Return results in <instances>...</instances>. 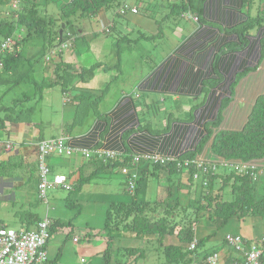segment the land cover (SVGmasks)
<instances>
[{"label": "crops", "instance_id": "crops-1", "mask_svg": "<svg viewBox=\"0 0 264 264\" xmlns=\"http://www.w3.org/2000/svg\"><path fill=\"white\" fill-rule=\"evenodd\" d=\"M60 1L65 3L67 0ZM165 1L170 6L182 0ZM131 6L138 12L129 13L135 17L138 15L142 17L133 21L132 28L139 27L142 30L138 32L139 37L143 34L146 36V15L141 13L137 4ZM189 9L192 19L180 20L178 24L175 22L174 39H161L158 51L154 55L150 53L149 56L146 55L147 70L136 83L138 94H124L120 91V94H113L116 96L115 100L109 103V98L103 101L104 94H98L93 99L94 104L103 98L101 101V104L105 103L103 109L98 115L92 114L93 117H90L92 120L84 129L66 133L70 138L68 143L75 151L63 157H50L49 165L53 174L67 176L73 188L76 182L79 184L82 181V178L87 180L96 178V174L107 175L106 177L120 174L124 183L121 167L102 164L95 159L89 160L79 149L99 148L119 153L129 159L137 154L173 157L194 151L207 134L213 137L222 129L238 131L243 128L255 99L264 93V48L261 46L262 37L257 28L243 33L239 28L249 17H254L264 10V0H192ZM176 11L175 15L179 16ZM96 17H99L100 24L106 25L104 32H109L110 28L115 26L107 19L104 12ZM72 52V57L78 61L80 53L75 49H72ZM34 55L29 59L30 61ZM44 62L46 67L40 70L44 78L49 77V81H52L54 78L52 65L48 64V60ZM85 77L87 79V76ZM0 82L8 83L10 79H2ZM84 88L93 90L91 84ZM96 89L99 90L97 87ZM88 92L89 90L81 89L78 94H65L74 98L75 102L70 100L64 102L63 97V104L76 106V98L87 97L91 94ZM21 96L27 95L23 93ZM6 100L0 104V108L15 105L11 102L17 98H6ZM16 111L17 108L14 113ZM3 113L1 112L0 115ZM3 115L4 122L2 125L0 123V163L9 162L13 165L18 161L20 164L12 176L0 174V201H4L6 207L9 204L16 205L24 214L30 216L29 221L25 222L20 219L12 220L18 228L9 227L0 220V232L8 229L33 230L38 221L48 218L51 225H55L46 244L48 256L53 258L48 260V264H102L106 238L100 229L99 232L93 230L91 235L89 231L93 229L92 227L80 226L84 229L82 231L85 239L78 244L81 240L77 235L78 232L69 225L70 223L65 222V216L51 218L46 213L44 216H39L29 212L33 203L39 201L36 144L46 138L40 136L36 122L16 123L12 120L9 122L8 116H5V113ZM99 115L101 117H98ZM149 122L156 130L150 134H148ZM155 122L158 124L156 125ZM62 134L64 133L61 132L58 136ZM7 143L12 145L10 151L5 149ZM199 156L208 161L216 160L210 150V142L205 144ZM256 162L261 168L256 179V192L264 198V158ZM147 165V159L139 160L136 166L138 172L147 170L145 174L148 176ZM63 167L68 169L69 175L55 172ZM178 174L180 184L185 183L188 173L180 171ZM73 176L81 179L73 180ZM182 186L184 185H180L179 188ZM196 186L197 184L192 190ZM106 196L108 198L111 196L108 191ZM199 220L194 226L195 240L207 239L197 248V259L216 251L223 261L230 262L237 259L238 255L226 246L227 235H240L249 241L264 236V216H250L244 219L233 217L221 227L219 223L208 219L206 214ZM61 222L64 227H60ZM70 227L73 228L68 232ZM99 233L102 236H99ZM217 233L220 240L218 243L211 242L216 240ZM113 235L117 243L115 245L121 248H140L144 237H148L121 230L115 231ZM74 238L78 240L75 242ZM69 239L74 243H67ZM155 239L157 240L156 237ZM177 243L178 239L175 235H166L160 246L163 248L165 245Z\"/></svg>", "mask_w": 264, "mask_h": 264}, {"label": "rangeland", "instance_id": "rangeland-1", "mask_svg": "<svg viewBox=\"0 0 264 264\" xmlns=\"http://www.w3.org/2000/svg\"><path fill=\"white\" fill-rule=\"evenodd\" d=\"M14 1L18 2L19 0ZM122 1V4L115 9L104 11V15L107 19L115 25L113 28H110L109 32H104L106 25L99 23V17H84L78 19V22H75L77 25L80 24L81 29H77L80 33L76 31L77 35H75L73 39L71 37L66 38V36H70L72 33H69V30L65 27L63 30L64 39L62 40L64 41L66 39L67 43L64 42L65 45L63 47L58 41L55 42L53 47H45L47 50L44 59L52 57L53 60H58V55L61 54L59 65L63 68L71 66L70 76L63 77L60 74V78L62 79L61 82H64V85L58 81V83H55L52 87L43 88L40 86V81H42V79L49 82V77L44 78L40 70L42 67H46L45 63L43 60L39 59V57L36 61H34L35 57L31 60L32 62L29 60L31 56L35 54V51L41 49V44L38 40H29L22 44L21 39L24 32H21V34L15 32L13 35L1 39V41H4L10 38L11 44L9 48L4 51L0 50V61L2 62L3 56L7 54L13 55L14 57L20 54V60L16 64L17 67L12 68L11 72L0 74V76H2L0 80L6 78L10 79L8 83L0 82V104L7 101L6 98H17V100L11 103L16 105L15 108H17L18 111L12 114V109L10 112L11 116L9 118L7 117L8 121L11 122L10 120H12L15 122L13 119H15L16 114L19 113L17 115H20L19 122L21 121L24 123L31 121L38 124L37 127L40 131V136L46 139L38 141L36 149L37 145L42 141L62 139L68 143L70 138L66 133L79 131L82 128L84 129L87 124H89L88 122L92 120V118L90 119L92 114L96 113V115H98L104 107L105 103L103 102L101 104L103 98L101 100L99 99L100 101L98 100V103L93 104L92 102L98 94H104L103 101L109 98L108 103L115 100L116 96L113 94H120V91L124 94H138L136 83L137 79L147 70L146 55L149 56V53L154 55V53L158 51L161 46V39H174L175 22L178 24L180 20L192 19L191 17H182L181 14H179V16L175 15V11H171L170 6H168L165 0ZM19 2L15 8L10 6L13 2L10 3V5L8 3L0 4V19L5 18V20H11L16 18V10H18V8L20 9ZM123 4H128L130 6L132 4H137L141 13L146 15V39L139 37L140 33L138 32H142V30L139 29L138 26V28H132L133 21L135 22L142 18L140 15L135 17L130 13H126L125 15L118 14ZM61 5L62 2L60 0L43 1L40 2L38 11L40 15L48 19H56L59 15ZM176 12L178 13V11ZM100 28L101 30L99 31ZM97 32L99 33L95 35ZM61 36L62 35H60V37ZM68 40L73 41L70 47ZM74 44L76 45L75 48ZM72 49L80 53L78 61L72 57ZM117 60L118 62L116 63ZM95 64L97 65L96 67H94ZM91 66L93 69L90 73L89 69ZM84 69L86 74L84 73V75L80 76V73H82ZM85 76H87V79ZM33 78L36 80L35 83L32 82ZM38 83L39 91L41 90L42 95L41 98H34L32 94H39L36 89ZM88 84L93 86V90L84 88V86ZM96 87L99 90H97ZM101 87H103L102 91ZM81 89L89 90L91 94L87 97H77L76 106L72 107L70 104L66 106L68 103L63 104L64 98L66 101L70 100L71 102H75L74 98L65 94H78ZM23 93L28 96L22 97L21 94ZM139 103H141V101ZM2 107L5 108L6 106ZM3 114L0 115V120H3ZM5 116H8V113H5ZM94 117L96 118L95 115ZM98 117L101 116L99 115ZM155 124L157 125L158 123L155 122ZM163 126L164 125H161V127ZM61 132L64 134L58 136ZM67 155L69 154H53V156L57 157ZM49 159L50 157L46 159V163L50 170L49 179H51L56 174L51 172ZM147 169L151 171L154 170L152 165H147ZM55 172L69 175V171L66 167ZM230 172L231 170H228L223 174H229ZM178 175L179 174L172 175L171 179L173 181L170 182L167 176L156 170L155 175L146 176L142 188L137 194V198L150 202H156L158 200L164 201V204L160 208L153 207L157 209L155 213H158V215L161 210L163 211L168 207L165 206V202L172 203V200L177 198L182 208H176V211L173 209L172 219H181L183 224H188L189 221L196 216L195 206L197 204L195 206L194 204L198 196L196 194L194 195L192 185L189 187L185 186L184 190L178 188V183L180 181ZM95 176L97 177L90 178L80 183V189L72 188V190L67 191L63 188H54L49 190L46 194L48 202L38 199L39 201L34 202L32 207H30L29 212L35 215L39 214V216H44L46 213V215L51 218H58L59 216H63L64 218L65 216V222L70 223L69 225L76 228L78 232L77 235L79 239H81L78 244H81L85 236H83L84 233L82 231L84 229L80 226L85 227L89 225L92 227L93 229L89 231L90 234L93 230H96L94 232H99V229L102 231L106 209L110 206L111 202H130L132 199V194L125 188V183L122 182L123 178L120 174L110 175L111 177H106L107 175L103 174H96ZM80 179L79 177L73 176V180L79 181ZM83 179L84 178H82V180ZM196 184L199 189H201V184H198V182H196ZM220 186V181L214 183L215 190ZM170 190L172 192V197L168 198V192ZM106 191L111 195V199L106 196ZM188 191L190 193L188 197L185 198ZM221 195L224 200L231 199L229 184L225 185L221 190ZM3 203L4 201H0V220L5 222L9 227L18 228L12 220L19 221L20 219L23 222L29 221L30 215L24 214L16 205L12 206L9 204L6 207ZM37 207H41V209H36ZM59 225L60 227L65 226L63 222ZM72 228L70 227L68 232H70ZM99 236L102 235L99 233ZM143 237L140 238L143 239ZM215 237L216 240H212L211 242L218 243V240H220L219 233H217ZM72 242L71 239L67 241V243L70 244ZM115 244L117 243L114 241L113 248L116 246ZM140 248L144 253L142 257L135 256V254L130 256L113 253L111 261L108 264H167L163 255V248L154 236L144 237ZM50 257L48 256V260L53 259L52 256ZM66 260L69 261L68 258H66ZM101 263H104L103 260Z\"/></svg>", "mask_w": 264, "mask_h": 264}, {"label": "trees", "instance_id": "trees-1", "mask_svg": "<svg viewBox=\"0 0 264 264\" xmlns=\"http://www.w3.org/2000/svg\"><path fill=\"white\" fill-rule=\"evenodd\" d=\"M13 1L14 0H0V4L8 3L10 5ZM19 1L20 9L18 8V10H16V18L11 20H5V18L0 19V42L1 39L9 37L15 32L18 34L24 32L21 39L22 44L29 40H38L41 44V49L34 55V61H36L38 57L41 60L44 59L47 50L45 47H53L56 41L62 43L64 31L60 37L59 31L61 24H64L66 28L70 25L73 26L75 33L66 36V38L71 37L73 39L74 36L77 35L76 31H79L77 29H81L80 24H75V22H78V19L89 16L96 17L106 10L115 9L123 2L122 0H67L65 3H62L58 17L56 19H48L40 15L38 11L40 2L47 0ZM191 5L192 0H182L180 3L170 5V8L172 12L177 10L182 17H187L186 15L190 14L189 6ZM253 28H257L259 31L262 37L261 46L264 48V10L254 17H249L243 26L239 28V31L242 33L248 32ZM68 32L71 33L70 31ZM142 37L146 38L144 34ZM72 42L73 41H71V44H73ZM58 57V60H53L51 58L52 60L50 61V58L48 59V64L50 66L52 65L53 68L52 72L54 74V79L49 82L42 79V81H40L41 87H52L55 83H58V81H62L60 78L61 75L63 77L71 75V66L63 68L59 65L61 54H59ZM19 60L20 54L16 57L9 54L3 56L0 73L6 74L11 72L12 68L17 67L16 64ZM44 61H46V59H44L43 62ZM96 66L95 64L94 67ZM92 69L93 67L91 66L89 69L90 73ZM84 73L86 74L85 69L82 70L80 76L84 75ZM32 80L34 83L36 82L34 78ZM39 83L36 88L39 94H32L34 98H41L42 94L41 90L39 91ZM61 83L64 85V82ZM15 106L16 105L0 108L2 109L0 113H8L9 118L11 116L10 112L12 109L14 111ZM13 111L12 114L14 113ZM18 114H16L15 119H13L15 122H19L20 120V115L17 116ZM0 123L2 125L3 120H0ZM152 131L156 130L149 122L148 134ZM211 137V134H207L201 139L194 151L179 156H173V161H166L162 164L148 160V166L152 165L154 169L153 171L149 169V175H155L156 170H158L167 176L170 182L173 181L171 179L172 175H176L180 171L187 172L188 178L183 184H180L179 181L178 188L180 185H184L179 189L184 190L185 186L189 187L191 185L193 187L196 182L201 184V189H199L198 185L193 189L194 195L196 194L198 196L194 204V206L197 204L195 206L196 216L191 219L188 224H183L181 219L173 220V211H176V208H182L177 198L172 200V203L165 202V206L168 207L163 211L161 210L159 215L155 213L157 210L155 208H160L164 204V201L158 200L156 202H150L148 200H139L137 194L141 190L144 179L147 176L145 174L147 170H141L135 190L131 193V201H113L106 209V216L102 229V232H104L103 235L106 238V249L102 255L104 264H108L111 261L113 253L130 256L135 254V256L138 257L144 255L141 248H121L118 246L113 248L115 241L113 233L118 230L132 232L138 236H155L159 244L162 243L166 235H175L178 239V243L168 244L163 247L165 261L167 264H192V257H197V248L207 239L202 238L197 241L195 240L194 226L200 221L199 218L203 217V215H208V219L219 223L220 227L224 226L233 217L244 219L250 216H264V198L259 196L256 192V179L258 177L255 178L250 174L251 169H248L247 172L240 173L234 166L228 165V163L233 162L248 163L249 161H259L264 158V93L260 94L255 99L248 119L241 130L222 129L214 134L212 138ZM208 142H210V150L212 151L213 157L218 160L215 166H212L211 163L208 162H204L200 165V162L196 160L197 156H199V153ZM186 161L188 162L187 165L184 164ZM130 162L131 158L122 157L111 160L106 164L123 167L129 165ZM10 164L9 162H1L0 174L12 176L19 168L18 165L20 163L17 161L13 165ZM204 169L206 171H204ZM228 170H231L229 174H223ZM196 172L200 174L201 182L194 179ZM84 181H87V179L84 178L80 183ZM217 181H220L221 186L215 190L214 183ZM80 183L76 184L74 189H80ZM228 184L231 189V199L224 200L221 195V190ZM189 193L188 191L185 198L188 197ZM170 197H172L171 190L168 192V198ZM200 212L203 214H199ZM54 227L55 225L50 226V232L53 231ZM193 242H196V247L194 251L190 252L188 251V247Z\"/></svg>", "mask_w": 264, "mask_h": 264}, {"label": "built area", "instance_id": "built-area-1", "mask_svg": "<svg viewBox=\"0 0 264 264\" xmlns=\"http://www.w3.org/2000/svg\"><path fill=\"white\" fill-rule=\"evenodd\" d=\"M18 2L13 1L10 5L12 8L17 7ZM137 13L138 10L128 4H123L119 13L125 15L126 13ZM192 17L191 14L186 15ZM20 38V37H18ZM62 41V47L65 45ZM11 39L7 38L0 42V50L4 51L9 48ZM69 47L71 41L68 40ZM49 58L47 57L46 60ZM2 68V62L0 61V70ZM66 99H64V102ZM6 151L12 149V145L7 143L5 146ZM75 149L66 143L62 139L42 141L37 145L36 149V167H37V196L38 199L47 201V192L54 188H63L67 191L72 190L73 186L69 182V179L65 175L57 174L49 179L50 170L47 166L46 159L56 154H71ZM85 158L95 159L102 164H106L111 160L122 158L119 153L104 151L99 148L94 149H79ZM147 159L155 163H165L166 161H173L174 157H160L158 155H145L137 154L131 157V163L121 167V174L124 176L125 188L129 193H133L135 190L136 182L139 177L137 164L141 159ZM196 160L200 162V165L204 162L211 163L215 166L218 160L207 161L200 156H197ZM220 162V161H219ZM221 163V162H220ZM185 165L188 164L186 161ZM228 165L234 166L238 172H247L251 169V175L258 177L261 172L259 165L256 161H249L248 163L233 162ZM257 169V170H256ZM256 170V171H254ZM204 171H206L204 169ZM194 179L201 182V176L198 172L195 173ZM51 222L48 218H44L37 222L35 229L33 230H4L0 232V264H48V253L46 244L50 238ZM77 241V238H74ZM226 246L235 254L238 258L230 262L223 261L219 252L213 251L204 257L196 258L192 257V264H264L262 256L264 253V236L257 240H247L240 235L229 234L225 238ZM196 242H193L189 247L188 251L192 252L195 250ZM84 259L81 260L83 262Z\"/></svg>", "mask_w": 264, "mask_h": 264}, {"label": "water", "instance_id": "water-1", "mask_svg": "<svg viewBox=\"0 0 264 264\" xmlns=\"http://www.w3.org/2000/svg\"><path fill=\"white\" fill-rule=\"evenodd\" d=\"M65 29V25L64 24H61V28H60V31H59V34L62 35V32L63 30ZM67 29L72 33L74 34L75 33V30L73 28V26H68Z\"/></svg>", "mask_w": 264, "mask_h": 264}, {"label": "clouds", "instance_id": "clouds-1", "mask_svg": "<svg viewBox=\"0 0 264 264\" xmlns=\"http://www.w3.org/2000/svg\"><path fill=\"white\" fill-rule=\"evenodd\" d=\"M259 169H260V171H261L260 165H259Z\"/></svg>", "mask_w": 264, "mask_h": 264}, {"label": "bare ground", "instance_id": "bare-ground-1", "mask_svg": "<svg viewBox=\"0 0 264 264\" xmlns=\"http://www.w3.org/2000/svg\"><path fill=\"white\" fill-rule=\"evenodd\" d=\"M131 163V162H130ZM139 173V172H138Z\"/></svg>", "mask_w": 264, "mask_h": 264}]
</instances>
